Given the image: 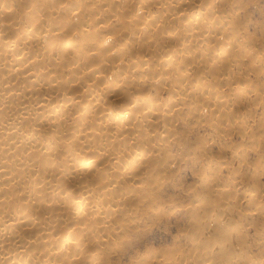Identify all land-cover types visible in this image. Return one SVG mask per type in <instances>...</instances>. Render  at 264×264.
<instances>
[{
	"label": "bare ground",
	"instance_id": "6f19581e",
	"mask_svg": "<svg viewBox=\"0 0 264 264\" xmlns=\"http://www.w3.org/2000/svg\"><path fill=\"white\" fill-rule=\"evenodd\" d=\"M221 1L226 11L215 12V0H0V264H114L111 241L139 226L149 198L143 189L156 183L160 152H170L176 105L169 109L162 87L181 94L187 77L213 79L193 82L195 113L231 128L235 119L225 114L240 90L228 96L222 86L239 79V59L254 72H264V59L233 0ZM118 15L120 25L110 26ZM236 120L246 132L245 120ZM255 136L248 148L260 146ZM258 188L246 183L239 193L259 208ZM230 191L215 189V200L196 194L212 211L192 214L191 230L174 235L172 246L144 248L127 264H255L256 235L251 240L241 215L220 207L238 202Z\"/></svg>",
	"mask_w": 264,
	"mask_h": 264
},
{
	"label": "rangeland",
	"instance_id": "374dc122",
	"mask_svg": "<svg viewBox=\"0 0 264 264\" xmlns=\"http://www.w3.org/2000/svg\"><path fill=\"white\" fill-rule=\"evenodd\" d=\"M233 3L235 6L234 10L236 11L235 17L239 19L238 24L241 27L246 28V31L249 32L252 36L256 37L255 41L256 43L258 42L259 45L255 44L254 40L251 42L252 44L250 45H252L253 48L255 47L254 49L257 48L258 50L257 49L256 50L258 51V53L262 54L263 59H264V49H261V46L262 48H264V44L262 43V41L264 42L263 40L264 39V0H233ZM237 4H238V7L236 6ZM215 5H216L215 12L226 11L225 6L221 0H215ZM108 21H109L108 23L112 27L118 26L121 23L119 22L120 21L119 15L116 17L112 16V18L110 17ZM113 22L115 24H113ZM116 22H118L119 24ZM130 26L134 27L135 25L131 24ZM118 33H120V31H118ZM174 40H172L173 42H171V44L177 42V40L176 41ZM167 41H169V39ZM259 41L262 45L259 43ZM111 42L115 44L114 38H111ZM259 46H260V49H259ZM259 50H261L262 52L261 51L259 52ZM248 62H249L248 60L239 59V62L237 64L238 70H239V79L235 81L234 83H232L231 84L232 86L231 85L222 86L224 93L228 94V96H233L231 95L233 91H234L233 94L236 95V92L234 90L236 88L241 91V93H239L240 91L238 92L236 90L240 96L238 97V95H236V97L238 98L237 99L233 98L237 102L234 101L235 103L233 102L230 105L229 107L230 110L228 109L227 114H225V116H227L225 117L226 121H229L228 117L230 115H231L230 118L231 119L234 118L235 120L234 119L233 120L236 121V122L232 120L229 121V122H233V124L231 125V128L228 126L229 125L228 122L226 126L224 123H221L220 125L219 120L215 121V124L220 126L221 129L216 128L215 124L210 125L209 123L206 122L207 120L204 117L205 115L199 114L200 116L199 115L197 116L198 113L195 111V108L199 107L198 105L201 104V100L199 101V99H195V97L198 95L197 89L200 87V84H202L206 78L202 79L203 77H199L197 81V78L194 79V77H192L191 79V77L189 78L187 77V79L184 80V82L186 81L187 83L189 81L188 83L190 87H194V88L192 90V88L190 89L189 87L187 88L188 92L184 91L181 94L178 93L176 90L174 91L173 88H168V86L167 87L165 86L164 89L163 87L161 88V91L164 90L162 91L163 97L170 96L171 98V105L169 109L173 108L172 107L173 105H176V108L175 106L173 108L174 109L173 110L174 117L172 120L173 125L171 123L169 127L170 132L172 134L169 137H166L169 139L167 140L171 146L170 152L167 154H165L166 152H160L159 156L157 157V163L159 162L158 166L156 167V169L153 170V172L155 173L154 176H156V183L154 185H150V187L146 185L145 189L147 190L143 189V191L147 193V196L149 198H148L147 203L141 208L142 210L141 211L139 210L138 212L139 217L137 218H140V219H136V223L139 226L135 225L132 227L133 229L129 228L126 233H122L119 236H116L111 241L112 242L111 245L113 249L112 252L114 254L110 252L109 256H110V261L112 263L127 264L131 256L141 254V252H143L147 247L157 250V249H160L161 247L164 248V247L172 246L173 245L172 239L174 235H176V238L178 239L183 238V236L182 237L180 236L182 234L181 231H184V229L188 231L191 230L190 228H191V222H192L191 221L192 214L196 213V211H198L199 214L205 211L207 212L212 211V208H206V206L197 203V201L194 199L195 195L204 192L205 194L207 193V195L210 197V200H215L217 197V194H215V189L227 187L229 191L232 190V193L234 192L237 193V199L239 200L236 203V205H233V203L235 204V202L230 203L229 206H226L225 204L221 203L220 207L224 208V210H232L234 213L241 215V218H239L237 221L242 224L248 225L249 229L247 233L251 236L252 238L251 240H253L254 235H256L255 237L256 244L253 246L252 252H251L253 255L254 263L264 264V256L262 255L264 253V168L259 169L262 165L264 167V130H263L264 127L261 128L262 124L264 123L262 122L264 118V110H262L264 109V85H261V84H264V82H261V81H264V72H259V71L256 72V70L254 72L253 69H255V67L253 66L251 62L249 63L252 64V68H250L251 66L246 67L245 69L246 71H245L244 67L245 65L248 64ZM255 64H258V61H255ZM202 65L203 64H199L198 67L201 66L200 68H202L204 66ZM198 67L197 66L190 67V71H192L191 73H193V71H196ZM231 67H233V64H231ZM234 68H237V66H235ZM247 70L249 72H247ZM243 72L245 73V75H243ZM246 74H248L249 76ZM245 76L249 78L250 82H246L248 79H246V81H245V78L243 79V77ZM199 79H200V82H199ZM242 79L244 81H242ZM253 79L254 81L256 79V81L253 82ZM240 80L244 83L246 82L247 86L241 85L242 82L240 83ZM193 82L195 83V86L198 87L197 89L195 86H192ZM205 82L213 83V79L211 78L206 79ZM188 83L186 84L187 87L189 86ZM198 83L199 85H197ZM253 83H254V86H253ZM258 84H259V87H257ZM140 86L146 87L147 85L141 84ZM261 86H263V88ZM256 87L258 88V91H256L257 90ZM228 88H229V93L231 92L230 94L228 93ZM231 88L233 89L232 91L230 90ZM248 89L250 90V92ZM260 90H261V94H260ZM194 91H197V92H194ZM223 91L221 95L224 94ZM152 92H155L153 88H152ZM256 92L260 94V95L258 94L259 97L254 96V95H257ZM182 94L184 96H182ZM226 94H224L223 96L229 98L228 96H226ZM246 94L249 96L247 97ZM257 98H260V99L256 102ZM183 101L185 102V104ZM252 101H255L254 104L252 103ZM192 102L194 103V105ZM235 104L238 106L237 110H236ZM233 109L236 111H234ZM239 110L240 112H238ZM237 113L240 115H238ZM232 114L236 116L232 117ZM238 116L245 120L246 132L244 133L242 132L241 129H237L240 123L239 120L238 121L236 120ZM201 121H203L204 123ZM236 123H237V127L235 126ZM224 126L226 129H223ZM213 127H215V129H213ZM227 128L229 129L230 132L231 131L232 132L231 133L228 132ZM237 130L239 131L241 130V131L239 132ZM250 131H252L253 133V134L251 133L252 135L249 133ZM225 133H228V136ZM253 135L254 136L258 135L257 136L258 138L255 136L257 139L260 138V140L258 141L260 146H258L257 148L251 149V148H248L246 143L248 144L249 142L247 138L249 139L250 136H253ZM235 142L237 143L239 142L241 145ZM224 144H226V147ZM240 146L244 148V151H242L243 148L241 149ZM240 156H243V160H240L241 158ZM256 158L257 160L258 159L260 160L257 161ZM238 159L240 160V162H238ZM258 162H261V163H258ZM257 163H258V166H257ZM259 164H262V165L259 166ZM234 170L237 173V177L234 178L233 180L232 178L229 179V176H228L229 172L234 171ZM262 170H263V173H262ZM235 181L237 182V185H235L236 184ZM256 181L259 183V185H257L258 183ZM246 183H253V184H256V186H259L258 188L259 197H257L258 195L253 196V199L255 197V199H257V202L260 201L259 202L260 204L257 202L256 204L261 205L260 207L263 206V208H260V207L258 208L256 207L257 205L254 206L255 203H253V205L252 203L248 204L249 197L248 196L243 197L240 194L242 192L243 186ZM209 186L211 187V190L209 189L208 191L207 187L209 188ZM260 188L263 190H261ZM143 191H140V192H143ZM150 201L154 204L150 203ZM147 205L151 206V208ZM247 205L248 207L249 205H252L249 207V209L251 210L253 208L252 209L253 211L252 210L250 211L247 208ZM154 206H155V209L157 207L156 209L157 211L152 210ZM254 207L256 210L254 209ZM216 210L217 208H215V211ZM239 211H243V212H239ZM139 213L141 215H139ZM149 213L152 215L150 216ZM156 217H158V220ZM154 219L157 222L154 221ZM186 221L187 222L190 221V222L187 223ZM167 226H170V227H167ZM138 244H139V247H138ZM257 251H259V253L261 254L256 253ZM260 257L262 260L259 259ZM256 258H257V261H256Z\"/></svg>",
	"mask_w": 264,
	"mask_h": 264
}]
</instances>
